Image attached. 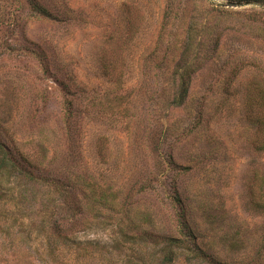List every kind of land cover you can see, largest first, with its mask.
<instances>
[{
  "label": "rangeland",
  "instance_id": "obj_1",
  "mask_svg": "<svg viewBox=\"0 0 264 264\" xmlns=\"http://www.w3.org/2000/svg\"><path fill=\"white\" fill-rule=\"evenodd\" d=\"M0 143V264H264V0H0Z\"/></svg>",
  "mask_w": 264,
  "mask_h": 264
},
{
  "label": "trees",
  "instance_id": "obj_2",
  "mask_svg": "<svg viewBox=\"0 0 264 264\" xmlns=\"http://www.w3.org/2000/svg\"><path fill=\"white\" fill-rule=\"evenodd\" d=\"M38 11V14H40V16L45 17V18H50V14H48L44 9H42L41 7L38 6V8H36ZM189 42V41H188ZM186 42V45L184 47V51L182 52L181 58H180V62H187V51L189 49H187V46L189 45V43ZM187 64V63H186ZM188 65V64H187ZM184 67V66H183ZM183 67L182 70H183ZM179 73V72H178ZM176 73V77L178 76L179 81H180V87L179 90L177 92V97L175 99L176 102H182L185 98V96L187 95V91H188V87H187V82H186V73H180L178 74ZM188 75V74H187ZM24 163H27L26 161H24ZM28 169H30V166H27ZM0 179L1 181H4L3 177H5L6 175L8 177L11 176H21L24 179H26L27 181H34L35 182V177L33 176L32 172H29L26 168H24L23 166L19 165L15 158H13V156H11L9 150H7V148L0 143ZM48 248H47V253L52 255L53 253V247H52V243H48ZM166 255V254H165ZM164 255V260L166 261L167 264L172 263V259L171 256L168 257V252L167 255Z\"/></svg>",
  "mask_w": 264,
  "mask_h": 264
}]
</instances>
